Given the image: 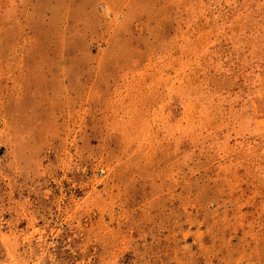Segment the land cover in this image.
Returning <instances> with one entry per match:
<instances>
[{
    "label": "rangeland",
    "instance_id": "1",
    "mask_svg": "<svg viewBox=\"0 0 264 264\" xmlns=\"http://www.w3.org/2000/svg\"><path fill=\"white\" fill-rule=\"evenodd\" d=\"M0 264H264V0H0Z\"/></svg>",
    "mask_w": 264,
    "mask_h": 264
}]
</instances>
